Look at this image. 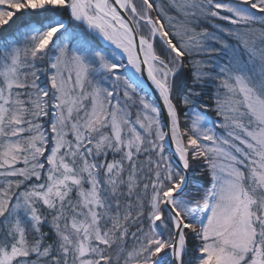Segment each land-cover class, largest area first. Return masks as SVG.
<instances>
[{
	"label": "snow or ice",
	"instance_id": "6c2138e0",
	"mask_svg": "<svg viewBox=\"0 0 264 264\" xmlns=\"http://www.w3.org/2000/svg\"><path fill=\"white\" fill-rule=\"evenodd\" d=\"M0 264H264V0H0Z\"/></svg>",
	"mask_w": 264,
	"mask_h": 264
}]
</instances>
